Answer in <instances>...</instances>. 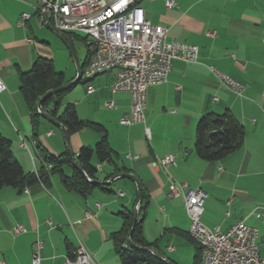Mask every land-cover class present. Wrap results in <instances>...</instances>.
<instances>
[{
	"label": "crops",
	"instance_id": "obj_1",
	"mask_svg": "<svg viewBox=\"0 0 264 264\" xmlns=\"http://www.w3.org/2000/svg\"><path fill=\"white\" fill-rule=\"evenodd\" d=\"M166 1L141 0L140 5L151 24L168 29L169 41L197 46L198 61H173L167 83L147 90L144 122L120 124L130 113L131 98L128 93H111L113 72L85 80L86 96L68 104L74 105L80 120L106 130L118 156L117 167L128 169L146 190L144 239L155 243V249L173 264L183 263L177 255L180 248L186 244L193 248L182 198L168 197L171 185L181 183L207 193L201 217L205 227L226 232L236 221H243L257 229L264 259V215H259L264 212V0H171L176 4L172 9L165 8ZM38 6V0H0V78L5 86L0 93V134L11 142L13 158L23 171L34 174L44 166L39 148L58 156L66 153V147L61 132L44 119L33 130L18 74L28 71L38 58L51 60L55 70L60 63L57 72L72 61L63 41L40 23ZM22 14L30 15L25 28L16 25ZM65 35L74 48L77 34ZM83 64L79 63L81 68ZM210 65L240 82L242 96L223 88L208 71ZM88 86L94 88L92 94ZM109 102L112 108L105 105ZM208 113L231 117L244 129L241 147L215 162L200 159L193 149L196 124ZM98 140L99 135L89 128L69 135L73 157L81 147H93ZM166 155L174 157V165L154 169L153 160ZM93 164L100 183L113 178L112 164L96 160ZM64 173L71 174L69 167H64ZM103 187L82 197L66 190L53 175L47 185L38 182L23 189H1L0 264H31L36 241L42 243L41 264H64L78 244L93 264H118L111 234L123 225L119 214L134 211L137 190L128 179ZM17 225L25 232L15 234Z\"/></svg>",
	"mask_w": 264,
	"mask_h": 264
},
{
	"label": "built area",
	"instance_id": "obj_2",
	"mask_svg": "<svg viewBox=\"0 0 264 264\" xmlns=\"http://www.w3.org/2000/svg\"><path fill=\"white\" fill-rule=\"evenodd\" d=\"M38 13H45L49 24L56 30L69 35L83 34L92 46L90 68L85 80L97 75L113 72L114 79L110 85L112 94L128 93L131 98V109L127 117L120 120L123 126L144 122L147 90L152 86L167 83L173 61L197 63L199 49L195 45L169 41L168 29L161 25L151 24L145 17L140 5L123 19L111 24L103 31H95V23L106 19V16L123 6L127 0H38ZM175 2H165L166 9L175 8ZM30 15L22 14L17 27L25 28ZM41 23V22H40ZM214 37V33H208ZM264 50V39L262 40ZM212 76L229 93L241 97L244 86L221 72L213 65L207 66ZM5 86L0 78V93ZM88 94L94 92L87 87ZM264 97V94H263ZM112 108L111 102L105 104ZM148 135V129H145ZM50 135V134H49ZM22 145L24 143L22 141ZM128 158L129 155L127 156ZM174 165V157L166 155L154 159V169L166 170ZM122 197L123 193L118 190ZM169 198L181 197L189 219L188 233L200 240L204 248L202 264H264L257 244L258 231L243 221H236L226 232L218 228H208L201 223L207 193L200 189H189L187 184H172ZM99 208V205H96ZM264 215V213L259 214ZM49 223V222H47ZM15 234L24 233L25 229L17 225ZM42 243L36 241L33 247L31 264H41L40 251ZM170 251L173 248H169ZM64 264H93L90 255L82 244H78L72 258H66Z\"/></svg>",
	"mask_w": 264,
	"mask_h": 264
},
{
	"label": "trees",
	"instance_id": "obj_3",
	"mask_svg": "<svg viewBox=\"0 0 264 264\" xmlns=\"http://www.w3.org/2000/svg\"><path fill=\"white\" fill-rule=\"evenodd\" d=\"M88 61V54L84 59L81 70ZM81 78L78 83H85ZM19 92L23 102L29 111L31 126L35 130L42 120L37 112L38 100L48 91L57 89L66 83L64 74L57 72L51 60L38 58L26 72L18 74ZM73 87L62 92L55 93L42 103V109L55 121L61 124L68 135L76 133L84 128L94 130L99 135V140L93 147L83 146L74 157V162L91 181L100 182L97 178V163H110L115 167V173L130 174L125 167H117L118 156L111 149L106 130L95 123L80 120L74 105L66 104L61 108V103ZM244 135L243 127L233 118L226 115L208 113L203 115L197 122L194 137V152L200 159L215 162L223 159L239 149ZM39 154L43 161V168L37 173H25L20 164L13 158L11 142L0 134V190L3 188H26L38 182L47 185L49 177L57 175L63 187L82 197L89 196L95 189H103L102 184L96 186L88 182L79 171L73 167L67 154L53 156L44 149L39 148ZM64 167H69L70 175L64 173ZM107 179H105L106 181ZM149 204V196L146 190L141 188V196L138 208V218L134 224L130 239L138 247H156L155 243L145 241L142 231L144 212ZM123 220L121 229L111 234L114 251L118 264H165L156 259L148 252L128 248L126 237L133 224V211H123L119 214ZM188 241L193 245V264H201V248L190 238ZM73 255H70L72 258Z\"/></svg>",
	"mask_w": 264,
	"mask_h": 264
},
{
	"label": "water",
	"instance_id": "obj_4",
	"mask_svg": "<svg viewBox=\"0 0 264 264\" xmlns=\"http://www.w3.org/2000/svg\"><path fill=\"white\" fill-rule=\"evenodd\" d=\"M40 22L46 29L54 32L61 39V41H63V43L66 45V47H67V49L71 55L72 61L75 64L76 76H75L73 81L65 83L57 89L50 90V91L46 92L37 102V105H36L37 112L39 113V115L42 119H44L46 122H48L49 124H51L53 127H55L56 129H58L61 132L63 139H64L65 147H66V154L69 157L71 164L73 165V167H75L79 171V173L82 175V177L85 178L92 185H94V186H96L98 184L109 185L111 182H113L115 180H119V179H128L135 184L136 190H137V198H136L137 205L133 211L132 227L130 229L129 234L126 237V246L128 248H131V249L148 252L152 256H154L156 259L162 261L165 264H173L169 259H167L161 252L157 251L154 247H138L135 244H133L131 239H130L131 233H132L133 228H134V224L138 218V208H139V202H140V196H141V187H140V184L137 181V179L130 174H119V175H115L111 180H109L107 182H103V183L89 180L87 178V176L85 175V173L81 169H79L78 166L76 165V163L74 162V157H73V154L71 152V147H70V142H69V135H68L66 129L61 124H59L57 121H55L46 111H44L42 109V103L48 97H50L51 95H53L55 93L62 92V91L66 90L70 87L76 86L82 77V71H81V66L78 63L77 56H76L75 50L73 48V45L68 40L66 35L50 26L45 13H42L40 15Z\"/></svg>",
	"mask_w": 264,
	"mask_h": 264
},
{
	"label": "rangeland",
	"instance_id": "obj_5",
	"mask_svg": "<svg viewBox=\"0 0 264 264\" xmlns=\"http://www.w3.org/2000/svg\"><path fill=\"white\" fill-rule=\"evenodd\" d=\"M77 37L78 38L74 40L73 44H74V49H75L77 59L79 63H82L87 54V46L85 45L87 43L84 42L85 35L77 34ZM67 50L66 52H67V55L69 56ZM59 68H62V65L60 63H57L56 70L60 71ZM64 68H65V65H64ZM61 72L64 73L65 80H71L72 77H74V75L76 74V68H75L74 63L69 60V63L66 69ZM82 80H85V78L83 77ZM86 86H87V83L85 84H82V82L78 83L73 90H71L67 95L64 96L62 103H61V108H63L69 102L73 103V100H76L78 96H86L84 92V89ZM93 98L94 96L92 97V99ZM164 244L165 243H163L162 245ZM178 254H180L182 258V262H183L182 264H193L194 250L190 246V244H186L183 248H180L178 250L177 255ZM168 257L171 258L170 254L168 255Z\"/></svg>",
	"mask_w": 264,
	"mask_h": 264
},
{
	"label": "bare ground",
	"instance_id": "obj_6",
	"mask_svg": "<svg viewBox=\"0 0 264 264\" xmlns=\"http://www.w3.org/2000/svg\"><path fill=\"white\" fill-rule=\"evenodd\" d=\"M139 4V0H127L123 6H118L116 10H114L110 16H106V19L98 20L95 23V31H103L105 28L111 27V24L117 22L119 19L125 18L127 15L131 14L133 12V8ZM87 46V54H88V61L84 69L82 70V77L85 78L86 72L90 68V61L92 57V46L89 44L88 41H86ZM262 213H264L262 211ZM190 238L201 248L200 240L195 239L193 235H190ZM204 255V248H201V264H202V257Z\"/></svg>",
	"mask_w": 264,
	"mask_h": 264
}]
</instances>
